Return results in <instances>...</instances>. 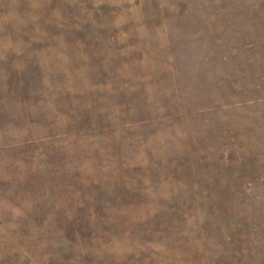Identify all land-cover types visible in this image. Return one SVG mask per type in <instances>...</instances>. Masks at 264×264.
<instances>
[{
	"label": "rangeland",
	"instance_id": "374dc122",
	"mask_svg": "<svg viewBox=\"0 0 264 264\" xmlns=\"http://www.w3.org/2000/svg\"><path fill=\"white\" fill-rule=\"evenodd\" d=\"M0 264H264V0H0Z\"/></svg>",
	"mask_w": 264,
	"mask_h": 264
}]
</instances>
